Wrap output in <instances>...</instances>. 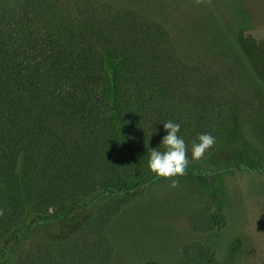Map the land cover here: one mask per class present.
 Wrapping results in <instances>:
<instances>
[{
    "label": "trees",
    "instance_id": "obj_1",
    "mask_svg": "<svg viewBox=\"0 0 264 264\" xmlns=\"http://www.w3.org/2000/svg\"><path fill=\"white\" fill-rule=\"evenodd\" d=\"M243 73L184 62L167 28L130 6L0 0V264H112L107 226L126 203L113 195L155 176L148 151L163 150L164 122L180 123L189 164L204 157L191 159L198 133L246 142ZM189 221L217 237L227 216L214 189ZM214 245L190 241L176 264H234Z\"/></svg>",
    "mask_w": 264,
    "mask_h": 264
},
{
    "label": "rangeland",
    "instance_id": "obj_2",
    "mask_svg": "<svg viewBox=\"0 0 264 264\" xmlns=\"http://www.w3.org/2000/svg\"><path fill=\"white\" fill-rule=\"evenodd\" d=\"M109 1L163 24L184 62L228 60L244 69L251 99L240 114L242 126L251 117L243 130L252 140L234 143L231 136L219 135L211 152L189 164L183 176L155 175L136 189L116 192L113 196L126 203L107 226L114 246L112 264H176L183 245L192 240H213L219 260L232 256L234 264H264V23L258 28L253 22L247 0ZM257 14L264 22L263 0ZM115 64L109 58L102 74L100 92L106 99L111 97L109 71ZM224 124L221 131L230 132L231 124ZM171 179L177 181L175 187ZM212 189L227 216L214 239L189 221L191 210L208 203Z\"/></svg>",
    "mask_w": 264,
    "mask_h": 264
},
{
    "label": "clouds",
    "instance_id": "obj_3",
    "mask_svg": "<svg viewBox=\"0 0 264 264\" xmlns=\"http://www.w3.org/2000/svg\"><path fill=\"white\" fill-rule=\"evenodd\" d=\"M181 125L173 120L163 123L165 134L161 137L159 147L149 148L147 166L158 177L173 178L183 176L189 165L187 145L184 138L179 135ZM216 142V138L210 133H198L197 138L191 144V159H201L205 152ZM177 181L171 179V185L176 186Z\"/></svg>",
    "mask_w": 264,
    "mask_h": 264
},
{
    "label": "crops",
    "instance_id": "obj_4",
    "mask_svg": "<svg viewBox=\"0 0 264 264\" xmlns=\"http://www.w3.org/2000/svg\"><path fill=\"white\" fill-rule=\"evenodd\" d=\"M264 1V0H263ZM262 2V0H247V6H248V9L250 10L249 12L251 13V16L252 19H253V22L256 24V26L258 28L262 27V24L261 23H264L262 22V18H260V14H257V5ZM254 103V101H252ZM254 106H255V103H254ZM254 109V108H253ZM251 117L249 116L248 120L246 121V123L244 124V126H242V135H243V138L245 141H249L251 143V138L249 137L248 134H246L243 130L244 127H246L247 124L250 123ZM256 152H258L257 150H255ZM242 154H244L242 152ZM236 161H241L240 159H237ZM193 241V240H192ZM190 242V241H189ZM188 243V242H187ZM186 243V244H187ZM185 245V244H184ZM183 245V246H184ZM183 248V247H182ZM181 255V254H180Z\"/></svg>",
    "mask_w": 264,
    "mask_h": 264
}]
</instances>
